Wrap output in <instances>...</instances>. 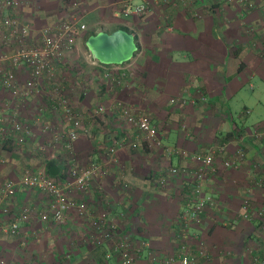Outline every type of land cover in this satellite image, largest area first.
Instances as JSON below:
<instances>
[{"label":"crops","instance_id":"obj_1","mask_svg":"<svg viewBox=\"0 0 264 264\" xmlns=\"http://www.w3.org/2000/svg\"><path fill=\"white\" fill-rule=\"evenodd\" d=\"M124 1L105 0L107 6L97 12L103 27L93 32L124 29L136 36L137 52L125 63L132 72L125 86L114 95L105 93L104 69L83 51L85 45L77 28L74 51L65 56L59 68L64 69V95L82 119L80 138L72 145L78 163L107 162L106 150L124 142L113 156L115 164H107L105 176L96 177L85 192H69L88 212L71 209L62 224L38 218L49 205L44 193L15 189L0 202L2 214L9 211L3 218L10 219L23 207L34 212L29 222L20 224L18 235L0 237V259L8 264H118L112 241L100 246L92 243L98 234L91 222L100 214L116 225V239L129 240L134 248H140L136 264H153L152 257L179 254L182 216L195 202V194L187 179H167V171L173 167L196 170L197 165L179 155L166 156L162 149L146 143L115 108L119 102L134 114L147 115L164 147L211 152L215 157L218 170L207 173L203 193L219 206L189 228L187 253L198 258L197 264H251L252 256L264 255V240L259 238L257 221L243 220L241 212L243 204L264 209V137L254 133L264 130V0H248L254 4L249 12L225 0H191L200 17L190 15L180 3L168 2L143 17L128 19L118 13ZM17 2L8 14L33 32L48 24L53 15L63 12L68 18L72 13L54 0ZM65 2L77 3L73 12L78 18V1ZM0 31V53L7 54L15 45L6 43L5 29ZM83 59L90 73H79L84 79L81 84L69 77L74 76L69 70L70 64ZM53 86L45 81L44 91H53ZM180 96L188 98L184 107L171 103ZM46 98L44 94L21 104L0 85V109L3 103H11L20 119L34 127L40 147L45 140L35 123L36 107ZM98 105H103L105 113L94 118L91 111ZM43 118L51 125H60L53 111ZM9 147L0 145V153L7 150L16 155L18 149ZM41 154H45L42 158L48 156L45 151ZM63 155H67L65 150L53 151L48 161L65 169ZM226 161H232L233 166L224 168ZM42 166L47 168L44 159L31 169ZM22 172L11 161L0 164L1 180L17 183ZM161 178L164 184L159 182Z\"/></svg>","mask_w":264,"mask_h":264},{"label":"built area","instance_id":"obj_2","mask_svg":"<svg viewBox=\"0 0 264 264\" xmlns=\"http://www.w3.org/2000/svg\"><path fill=\"white\" fill-rule=\"evenodd\" d=\"M168 2L174 5L180 3L185 6L190 15L200 17L197 10L193 8L191 0H125L120 5L119 11L124 18L143 17L157 6ZM225 2L238 4L246 12L254 8V4L248 0H225ZM17 6V0H0V29L6 30V43L15 45V47H10L12 48L9 51L10 54L0 53V65H2L0 67V85L10 93L14 100L19 101L21 104H26L29 99L46 94V101L44 103L39 102L35 117V123L40 127L39 133L44 137L45 142L42 147L38 146L35 149L38 152H43L46 148H50L55 152L62 150L63 153L65 150L67 155L66 157L63 155V161L67 171L65 178H53L47 174L44 166L37 169L29 167L23 170L17 183L12 180L0 179V202L18 187L38 190L44 193L49 200L47 211L38 216L40 221L50 220L54 224H62L66 212L71 209L76 208L80 214L88 212L86 207L78 204L69 196V192L72 189L85 192L96 177L105 176L107 164H115L113 156L118 148L123 146L124 142L106 150L104 158L107 162L94 161L85 166L78 163L72 145L80 138L82 119L67 96L64 95V79L58 84L55 83L65 56L71 54L75 48V31L78 21L73 11L77 7V3H65V9L72 11L68 18H58L35 32L27 24L8 14L10 9ZM93 62L104 69L101 76L106 82L105 90L108 94L114 95L117 90L125 86L126 81L132 76L129 67H125L126 64L102 65L96 60H93ZM61 70L64 71L63 68ZM72 72L73 74L76 73L74 70ZM24 76L26 79L21 82L20 80ZM69 77H73L78 83H84V79L79 78V73ZM45 81H49L54 85L53 91H44ZM186 97L180 96L172 99L171 103L176 104L178 107H184L188 102ZM11 106V103L6 102L2 104L0 109V122L3 121L8 124L2 126L0 123V145L3 147L5 143L10 142L16 150H20L28 143L35 144L37 136L34 133V127L24 123L20 119L18 111ZM115 108L121 112L125 123L129 127H133L141 133L146 143L162 149L166 156L179 155L197 165L196 170L173 167L167 171V179L183 177L191 183L192 191L195 194V202L182 216L181 240L183 245L179 254L163 259L151 258L153 264H197L198 258L187 253L186 244L191 240L189 228L205 217L211 216L212 211L219 206V203L213 197L203 193V182L207 173L216 174L218 170L213 153H189L177 147H164L158 129L152 124L147 115L143 113L134 114L129 107L119 102L115 104ZM49 111H53L58 117L60 125L57 127L44 120L43 116ZM104 113L103 105L95 106L91 111L94 118H100ZM254 133L264 137V130H255ZM127 144L135 147L134 143ZM239 156L243 157L242 154ZM4 160V157H1L0 164H4ZM232 166V161L223 163L224 168ZM159 182L164 184L166 181L161 178ZM33 212L32 208L23 207L15 212L10 219H7L8 217L3 218V216H9V211L5 210V214L0 211V237L2 235L13 237L18 235L20 224L29 222L32 219ZM241 216L245 221H257L259 238L262 237L261 239L264 240V209H254L249 204H243ZM91 225L98 234L97 238L92 239L93 244L100 246L104 242L112 241V247L119 256L118 264H136L140 248L136 246L134 248L129 240L116 239V225L108 221L105 214L94 216ZM0 264L8 263L0 259ZM251 264H264V255L261 257L252 256Z\"/></svg>","mask_w":264,"mask_h":264},{"label":"rangeland","instance_id":"obj_3","mask_svg":"<svg viewBox=\"0 0 264 264\" xmlns=\"http://www.w3.org/2000/svg\"><path fill=\"white\" fill-rule=\"evenodd\" d=\"M54 1H55L54 3H59L60 7H62V5H64L66 3V2L64 3V0H54ZM76 1H78V4H79V6L77 8V13H78L77 36L80 38L81 44H83V46H84L85 45V38L87 37V35L89 33L93 32V29L98 28L100 26L103 27L102 24H104V22L99 21V19L97 17L98 16L97 12L100 11L99 8L104 9L107 6L106 5L107 3L104 2L105 0H76ZM115 6L117 7V5H115ZM118 13L121 16L120 11H118ZM122 17L123 16H121V18ZM58 18L64 19V13L62 12L60 14L53 15L52 17L49 18L50 19L49 23L56 21ZM125 19H128V18H125ZM92 27H94V28H92ZM11 49L12 48H10V51H11ZM85 49H86V47H85ZM85 49L83 51H85V53L86 52L88 53L87 49L86 50ZM84 55L85 54H83L82 56H84ZM83 61L84 62L78 61V62H73L72 64H70L71 69L69 70V72H72V70H74L76 73H82L84 70V72L81 75L86 76L87 73L89 74L90 72H88L89 69L87 68L85 60L83 59ZM76 73H74L73 75H76ZM63 79H64V71L60 70L58 72L57 79L55 80V83L58 84ZM93 82H98V81H93ZM105 93H106V91H105ZM38 106H39V104H38ZM38 106L36 107V110L38 109ZM256 110H254V111H256ZM36 144H33V145L27 144L24 148L22 147V149L17 150L16 155L11 154L12 152H10V151L7 152L4 150L5 152L3 151V153L2 152L0 153V158L4 157L5 162L11 161V164L15 163L17 165V167L20 169V171L21 170L23 171L25 168H29V167L35 168L36 166H38L42 162V159H44V162H48V159H52V157H50L49 155L53 152V151H51L50 148H46L45 152H48V154H47L48 156L45 158H42V155L44 157L45 154H41V152L36 151L35 148L38 147V144L37 145ZM8 155H10V156L8 157Z\"/></svg>","mask_w":264,"mask_h":264},{"label":"water","instance_id":"obj_4","mask_svg":"<svg viewBox=\"0 0 264 264\" xmlns=\"http://www.w3.org/2000/svg\"><path fill=\"white\" fill-rule=\"evenodd\" d=\"M85 47L92 59L102 65H123L133 59L138 49L134 34L124 29L99 31L86 39ZM58 172L55 165L49 169L52 177Z\"/></svg>","mask_w":264,"mask_h":264},{"label":"trees","instance_id":"obj_5","mask_svg":"<svg viewBox=\"0 0 264 264\" xmlns=\"http://www.w3.org/2000/svg\"><path fill=\"white\" fill-rule=\"evenodd\" d=\"M93 34H95V32H91V33H89L88 35H87V37L85 38V41H86V39L89 37V36H91V35H93ZM135 36V35H134ZM135 39H136V41H137V38H136V36H135ZM28 144H31V143H28ZM9 146H11V143L10 142H7V143H5L4 145H3V148L5 147V148H8L9 150H10V147ZM5 151H7V150H5ZM8 152V151H7ZM11 152V151H10ZM65 157H66V155H64ZM62 163H63V165L65 166V164H64V161H62ZM46 164H47V168H46V172H47V174L48 175H50L49 174V169L52 167V166H57L58 167V169H59V174L57 175V176H55V177H53V178H65L66 177V171H67V167L65 166V169H64V167L61 169L60 168V166L57 164H55V162L54 161H48V162H46Z\"/></svg>","mask_w":264,"mask_h":264}]
</instances>
